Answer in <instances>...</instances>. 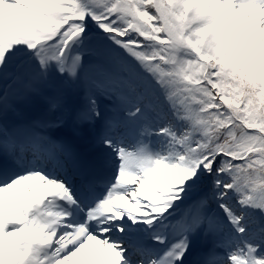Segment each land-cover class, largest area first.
Wrapping results in <instances>:
<instances>
[{
	"label": "snow or ice",
	"instance_id": "snow-or-ice-1",
	"mask_svg": "<svg viewBox=\"0 0 264 264\" xmlns=\"http://www.w3.org/2000/svg\"><path fill=\"white\" fill-rule=\"evenodd\" d=\"M0 264H264V0H0Z\"/></svg>",
	"mask_w": 264,
	"mask_h": 264
}]
</instances>
